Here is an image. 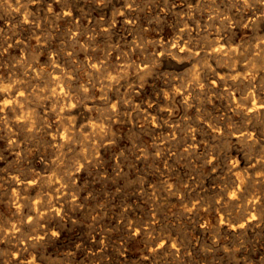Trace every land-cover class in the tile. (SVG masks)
Here are the masks:
<instances>
[{"label": "rangeland", "instance_id": "obj_1", "mask_svg": "<svg viewBox=\"0 0 264 264\" xmlns=\"http://www.w3.org/2000/svg\"><path fill=\"white\" fill-rule=\"evenodd\" d=\"M259 1L0 0V264H264Z\"/></svg>", "mask_w": 264, "mask_h": 264}, {"label": "bare ground", "instance_id": "obj_2", "mask_svg": "<svg viewBox=\"0 0 264 264\" xmlns=\"http://www.w3.org/2000/svg\"><path fill=\"white\" fill-rule=\"evenodd\" d=\"M257 1H258V0H256V2H257ZM260 1H261V0H260ZM260 1H259V2H260ZM261 2H262V1H261ZM239 4H240V3H239ZM263 4H264V3H263ZM251 7H252V6H251ZM12 8H13V6H12ZM7 9H8V8H7ZM10 9H11V8H10ZM15 9H17V8H15ZM18 9H19V8H18ZM255 9H258V6H257V8H255ZM8 10H9V9H8ZM9 11H10V10H9ZM22 11H23V10H22ZM232 11H233V10H232ZM11 12H12V11H11ZM12 13H14V12H12ZM257 13H259V11H258ZM19 14H20V13H19ZM19 14H18V16H20ZM255 14H256V12H255ZM13 15H14V14H13ZM260 15H262V14H260ZM231 16H232V15H231ZM12 17H13V16H12ZM12 17H11V18H12ZM247 17H248V16H247ZM256 17H259V15L256 16ZM256 17H255V18H256ZM240 18H241V17H240ZM249 18H250V15H249ZM251 18H252V16H251ZM255 18H254V19H255ZM12 19H13V18H12ZM12 19H11V20H12ZM229 19H230V18H229ZM263 19H264V18H263ZM9 20H10V19H9ZM222 20H223V19H222ZM224 20H225V19H224ZM250 20H252V19H250ZM257 20H261V19H258V18H257ZM240 21H241V20H240ZM242 21H243V20H242ZM252 21H253V20H252ZM25 22H26V21H25ZM259 22H260V21H259ZM262 22H263V20H262ZM262 22H261V24H262ZM224 23H225V21H224ZM227 23H228V22H227ZM230 23H231V22H230ZM246 23H248V22H246ZM252 23H253V22H252ZM188 24H189V23H188ZM257 24H258V23H257ZM258 25H259V24H258ZM258 25H257V26H258ZM259 26H260V25H259ZM5 27H6V26H5ZM15 27H16V26H15ZM187 27H188V26H187ZM224 28H226V27H224ZM257 28H258V27H257ZM257 28H256V29H257ZM260 28H261V27H260ZM263 28H264V27H263ZM252 29H253V28H252ZM258 30H259V28H258ZM221 31H222V30H221ZM103 32H104V31H103ZM231 32H232V31H231ZM1 33H2V32H1ZM1 33H0V35H1ZM231 34H232V33H231ZM221 36H222V35H221ZM250 36H251V35H250ZM218 37H219V36H218ZM262 37H263V36H262ZM262 37H261V38H262ZM221 40H222V38H220V42H221ZM230 41H231V40H230ZM214 42H215V41H214ZM218 42H219V38H218ZM220 42H219V43H220ZM261 42H262V41H261ZM185 43H186V41H185ZM224 43H225V42H224ZM249 43H250V42H249ZM257 43H258V42H257ZM179 44H180V43H179ZM220 44H221V43H220ZM222 44H223V43H222ZM239 44H240V43H239ZM185 45H186V44H185ZM185 45H184V47H185ZM256 45H257V44H256ZM259 45H260V44H259ZM23 46H24V45H23ZM217 46H218V45H217ZM219 46H220V45H219ZM231 46H235V45L231 44ZM240 46H241V45H240ZM257 46H258V45H257ZM261 46H263V45H261ZM261 46H260V47H261ZM186 48H187V46H186ZM222 48H223V47H222ZM222 48H221V49H222ZM227 48H228V45H227ZM229 48H230V47H229ZM231 48H232V47H231ZM236 48H237V47H236ZM192 49H193V48H192ZM225 49H226V48H225ZM225 49H224V50H225ZM260 49H261V48H260ZM262 49H263V48H262ZM28 50H29V49H28ZM182 50H183V49H182ZM224 50H223V51H224ZM234 50H235V49H234ZM234 50H232V51L234 52ZM178 51H179V50H178ZM188 51H190V50H188ZM192 51H193V50H192ZM212 51H213V50H212ZM223 51H222V52H223ZM252 51H253V50H252ZM216 52H217V51H216ZM224 52H226V51H224ZM227 52L229 53L230 51H227ZM244 52H245V50H244ZM263 52H264V50H263ZM235 53H236V52H235ZM237 53H238V52H237ZM261 53H262V52H261ZM180 54H181V53H180ZM197 54H198V53H197ZM211 54H212V53H211ZM218 54H219V53H218ZM230 54H231V53H230ZM233 54H234V53H233ZM233 54H232V55H233ZM262 54H264V53H262ZM120 55H121V54H120ZM170 55H171V54H170ZM223 55H224V53H223ZM121 56H122V55H121ZM186 56H187V55H186ZM224 56H225V55H224ZM224 56H223V57H224ZM234 56H235V55H234ZM237 56H238V55H237ZM256 56H257V55H256ZM263 56H264V55H263ZM263 56L260 55V57H263ZM182 57H183V56H182ZM220 57H221V56H220ZM220 57H219V58H220ZM227 57H228V56H227ZM230 57H231V56H230ZM260 57H257V58H260ZM58 58H59V57H58ZM184 58H185V57H184ZM221 58H222V57H221ZM233 58H234V57H233ZM237 58H238V57H237ZM239 58H240V57H239ZM263 58H264V57H263ZM263 58H262V59H263ZM223 59H224V58H223ZM223 59H221V60H223ZM228 59H229V57H228ZM230 59H231V58H230ZM216 60H217V59H216ZM191 61H192V60H191ZM229 61H230V60H229ZM237 61H238V60H237ZM244 61H245V60H244ZM41 63H42V62H41ZM244 63H245V62H244ZM96 64H97V63H96ZM260 64H261V63H260ZM56 65H57V64H56ZM94 65H95V64H94ZM98 65H99V64H98ZM98 65H97V66H98ZM38 66H39V65H38ZM35 67H36V66H35ZM94 67H95V66H94ZM126 67H127V65H126ZM126 67L124 66V68H126ZM134 67H135V66H134ZM240 67H241V66H240ZM20 68H21V67H20ZM124 68H123V69H124ZM129 68H130V67H128V69H129ZM136 68H137V67H136ZM143 68H144V67H143ZM147 68H148V67H147ZM254 68L256 69V67H254ZM21 69H22V68H21ZM21 69H20V70H21ZM52 69H53V68H52ZM95 69H97V68H95ZM95 69H93V70H95ZM245 69H246V68H245ZM20 70H19V71H20ZM36 70H37V69H36ZM39 70H40V69H39ZM42 70H43V69H42ZM135 70H137V69H135ZM138 70H140V69H138ZM147 70H148V69H147ZM257 71H258V70H257ZM20 72H21V71H20ZM39 72H40V71H39ZM41 72H42V71H41ZM43 72H44V71H43ZM138 72H139V71H138ZM246 72H247V71H246ZM21 73H22V72H21ZM127 73H128V72H127ZM220 73H221V72H220ZM237 73H238V72H237ZM19 74H20V73H19ZM35 74H36V72H35ZM139 74H140V73H139ZM217 74H218V73H217ZM223 74H224V73H223ZM229 74H230V73H229ZM44 75H45V74H44ZM233 75H234V74H233ZM233 75H231V76H233ZM237 75H238V74H237ZM246 75H247V73H246ZM39 76H40V75H39ZM127 76H128V75H127ZM36 77H37V76H36ZM44 77H45V76H44ZM46 77H47V76H46ZM55 77H57V76H55ZM234 77H235V76H234ZM32 78H33V77H32ZM38 78H39V77H38ZM237 78H238V77H237ZM246 78H247V76H246ZM33 79H34V78H33ZM36 79H37V78H36ZM232 79H233V78H232ZM235 79H236V78H235ZM241 79H242V78H241ZM243 79H244V78H243ZM1 80H2V79H1ZM47 80H48V77H47ZM236 80H238V79H236ZM73 81H74V80H73ZM117 81H118V80H117ZM215 81H216V80H215ZM262 81H263V79H262ZM1 82H2V81H1ZM5 83H6V81H5ZM216 83H217V82H216ZM260 83H261V82H260ZM252 84H253V83H252ZM1 86H3V82H2V85H0V87H1ZM4 86H7V85L4 84ZM251 86H252V85H251ZM7 87L9 88V86H7ZM10 87H11V86H10ZM78 87H79V86H78ZM11 88H12V87H11ZM15 88H17V87H15ZM58 88H59V87H58ZM58 88H56V89H58ZM74 88H75V87H74ZM76 88H77V87H76ZM76 88H75V89H76ZM80 88H81V86H80ZM1 89H2V88H1ZM84 89L87 90L86 88H84ZM88 89H89V88H88ZM189 89H190V88H189ZM53 90H54V89H53ZM67 90H68V89H67ZM16 91H18V90H16ZM50 91H52V90H50ZM56 91H57V90H55V92H56ZM61 91H62V90H61ZM69 91H70V90H69ZM69 91H67V92L70 93ZM249 91H251V90H249ZM254 91H255V90H254ZM254 91H252V92H254ZM9 92H10V91H9ZM82 92H83V91H82ZM86 92H87V91H86ZM3 93H4V91H3ZM10 93H11V92H10ZM10 93H9V94H10ZM50 93H51V92H50ZM52 93H53V92H52ZM250 93H251V92H250ZM0 94L3 95L2 93H0ZM12 94H13V93H11V95H12ZM16 94H17V93H16ZM55 94H56L55 96H57V93H55ZM61 94H62V93H61ZM83 94H85V93H83ZM254 94H255V97H256V93H255V92H254ZM18 95H19V94H18ZM245 95H246V94H245ZM13 96H14V95H13ZM51 96H52V95H51ZM86 96H87V95H86ZM86 96H85V98H86ZM242 96H243V95H242ZM0 97H1V96H0ZM18 97H19V96H18ZM14 98H15V97H14ZM19 98H20V97H19ZM24 98H25V97H24ZM51 98H52V97H50V99H51ZM54 98H55V97H54ZM56 98L59 99L60 96H59V98H58V97H56ZM10 99H11V98H10ZM25 99L27 100V98H25ZM90 99H91V98H90ZM255 99H256V98H255ZM26 100H25V102H26ZM51 100L53 101V99H51ZM61 100H62V99H61ZM61 100H59L60 103H61ZM253 100H254V99H253ZM9 101H10V100H9ZM57 101H58V100H57ZM251 101H252V100H251ZM21 102H22V101H21ZM54 102H55V101H54ZM88 102H89V101H88ZM253 102H255V100H254ZM256 102L258 103V101H256ZM10 103H11V102H10ZM10 103H9V104H10ZM55 103H58V102H55ZM72 103H73V102H72ZM242 103H243V102H242ZM7 104H8V103H7ZM86 104H87V102H86ZM91 104H92V102H91ZM18 105H19V104H18ZM58 105H59V103H58ZM251 105H252V104H251ZM59 106L62 107L61 105H59ZM67 106H68V105H67ZM143 106H144V105H143ZM255 106H256V105H255ZM15 107H17V106H15ZM15 107H14V108H15ZM74 107H75V106H74ZM244 107H245V105H244ZM248 107L250 108V105H249ZM251 107H252V106H251ZM256 107H257V106H256ZM256 107H255V108H256ZM14 108H13V109H14ZM43 108H44V107H43ZM49 108H50V107H49ZM76 108H77V107H76ZM91 108H92V107H91ZM261 108H263V107L261 106ZM18 109H19V108H18ZM18 109L16 110V108H15L16 111H18ZM68 109H69V108H68ZM246 109H247V108H246ZM258 109H259V108H258ZM258 109H257V110H258ZM1 110H2V108H1ZM47 110H48V109H47ZM87 110H88V109H87ZM130 110H131V109H130ZM5 111H6V110H5ZM261 111H263V110H261ZM20 112H21V110H20ZM85 112H86V111H85ZM254 112H255V111H254ZM258 112H259V111H258ZM258 112H257V113H258ZM6 113H8V112H6ZM13 113H14V112H13ZM252 113H253V110H252ZM16 114H17V112H16ZM16 114H15V116H16ZM19 114H20V113H19ZM19 114H18V115H19ZM65 114H66V113H65ZM138 114H139V113H138ZM245 114H246V113H245ZM259 114H260V113H259ZM7 115H9V114H7ZM10 115H11V114H10ZM12 115H13V114H12ZM246 115H247V114H246ZM263 115H264V113H263ZM15 116H14V117H15ZM20 116H21V115H20ZM128 116H129V115H128ZM16 117L19 119L18 116H16ZM23 117H24V116H23ZM41 117H42V116H41ZM44 117H45V116H44ZM88 117H89V116H88ZM230 117H231V116H230ZM20 119H21V118H20ZM20 119H19V120H20ZM22 119H23V118H22ZM127 119H128V118H127ZM8 120H9V119H8ZM10 120H12V119H10ZM128 120H129V119H128ZM262 121H263V119H262ZM157 122H158V121H157ZM13 123H14V122H13ZM16 123H17V122H16ZM16 123H15V125H16ZM65 123H66V122H65ZM128 123H129V122H128ZM263 123H264V122H263ZM11 126H12V125H11ZM23 126H24V125H23ZM154 128H155V127H154ZM218 128H219V127H218ZM94 129H95V128H94ZM175 129H176V128H175ZM99 130H100V129H99ZM94 132H95V131H94ZM71 133H72V132H71ZM96 133H98V132H96ZM175 133H176V132H175ZM93 134H94V133H93ZM98 134H99V133H98ZM190 134H191V133H190ZM251 134H252V133H251ZM74 135H75V134H74ZM95 135H96V134H95ZM168 136H169V135H168ZM177 136H178V135H177ZM187 136H188V135H187ZM232 136H233V135H232ZM249 136H250V135H249ZM106 137H107V136H106ZM226 137H227V136H226ZM245 137H246V136H245ZM66 138H67V137H66ZM71 138H72V137H71ZM172 138H173V137H172ZM214 139H215V138H214ZM225 140H226V139H225ZM61 141H62V140H61ZM195 141H196V140H195ZM59 144H60V143H59ZM187 145H188V144H187ZM191 145H192V144H191ZM188 146H189V145H188ZM193 146H194V145H193ZM184 147H185V146H184ZM187 150H188V149H187ZM189 152H190V151H189ZM171 153H172V152H171ZM165 158H166V157H165ZM213 161H214V160H213ZM165 164H166V163H165ZM13 170H14V169H13ZM236 171H237V170H236ZM13 172H14V171H13ZM17 172H18V171H17ZM13 174H14V173H13ZM11 176H12V175H11ZM13 176H15V174H14ZM8 177H9V176H8ZM18 177H19V175H18ZM18 177L15 176V178H17V179H18ZM70 177H71V176H70ZM161 178H162V177H161ZM11 179H12V178H11ZM11 179H8V180H11ZM235 179H236V178H235ZM24 180H25V179H24ZM51 180H52V179H51ZM238 180H239V179H238ZM252 180H253V179H252ZM11 181H12V180H11ZM25 181H26V180H25ZM28 181H29V180H28ZM28 181H27V182H28ZM188 181H189V180H188ZM9 182H10V181H9ZM14 182H15V181H14ZM14 182H13V183H14ZM22 182H23V181H22ZM52 182H53V181H52ZM52 182L49 183V184L53 186L54 183L52 184ZM10 184L12 185V183H10ZM19 184H21V183H19ZM26 184H27V183H26ZM26 184H25L24 186H26ZM47 184H48V183H47ZM49 184H48V186H50ZM55 184H57V183H55ZM150 184H151V183H150ZM238 184H239V183H238ZM8 185H9V184H8ZM14 185H15V184H14ZM57 185H58V184H57ZM9 186H10V185H9ZM15 186H16V185H15ZM15 186H14V187H15ZM27 186H29V185H27ZM240 186H241V184H240ZM10 187H11V186H10ZM55 187H56V186H55ZM55 187H54L53 189H55ZM57 187H58V186H57ZM16 188H17V187H16ZM18 188H20V187H18ZM25 188H26V187H25ZM30 188H31V187H30ZM50 188H51V187H50ZM173 188H174V187H173ZM20 189H22V188H20ZM20 189H19V192H20ZM10 190H11V189H10ZM16 190H17V189H16ZM24 190H25V189H24ZM8 191H9V190H8ZM165 191H166V190H165ZM232 191H233V190H232ZM13 192H14V191H13ZM52 192H53V191H52ZM21 194H22V192H21ZM170 194H171V193H170ZM227 194H228V193H227ZM49 195H50V194H49ZM11 196H12V195H11ZM27 196H28V195H27ZM61 196H62V195H61ZM63 196H64V194H63ZM64 197H65V196H64ZM25 198H26V196L24 197V200H25ZM54 198H55V197H54ZM61 198H62V197H61ZM11 199H12V197L10 198V200H11ZM13 199H14V198H13ZM28 199H29V197H28ZM64 199H65V198H64ZM64 199H63V200H64ZM14 200H15V199H14ZM16 200H17V196H16ZM51 200L53 201V199H51ZM17 201H19V199H18ZM17 201H16V202H17ZM20 201H21V199H20ZM20 201H19V202H20ZM36 201H38V200H36ZM12 202H13V200H12ZM16 202H14V203H16ZM21 202H22V201H21ZM28 202H29V201H28ZM72 202H73V201H72ZM76 202H77V201H76ZM238 202H239V201H238ZM6 203H8V202H6ZM29 203H30V202H29ZM39 203H40V202H39ZM39 203H38V206H39ZM42 203H43V202H42ZM12 204H13V203H12ZM17 204H18V203H17ZM26 204H27V203H26ZM34 204H35V203H34ZM34 204H33V205H34ZM61 204H62V203H61ZM67 204L69 205L70 203H67ZM18 205H19V204H18ZM30 205H31V203H30ZM42 205H43V204H42ZM46 205H47V204H46ZM72 205H73V204H72ZM217 205H218V204H217ZM16 206H17V205H16ZM34 206H35V205H34ZM36 206H37V205H36ZM63 206H64V205H63ZM231 206H232V205H231ZM262 206H263V205H262ZM20 207H21V205H20ZM39 207H40V206H39ZM255 207H256V206H255ZM18 208H19V207H17V209H18ZM32 208H33V206H32ZM34 208H35V207H34ZM40 208H41V207H40ZM44 208H45V207H44ZM46 208H47V207H46ZM48 208H49V206H48ZM56 208H57V207H56ZM56 208H55V210H53V208H52V213H53V211H56ZM29 209H30V208H29ZM57 209H58V208H57ZM62 209H63V208H62ZM12 210H13V209H12ZM41 210H42V209H41ZM46 210H47V209H46ZM210 210H211V209H210ZM30 211H31V210H30ZM33 211H34V210H33ZM50 211H51V210H50ZM50 211H49V212H50ZM59 211H61V210H59ZM59 211H58V212H59ZM58 212H57V213H58ZM15 213H16V212H15ZM17 213H18V212H17ZM17 213H16V214H17ZM37 213H38V212H37ZM55 213H56V212H55ZM30 214H31V212H30ZM30 214H29V215H30ZM49 214H50V213H49ZM2 215H3V214H2ZM18 215H19V214H18ZM247 215H248V214H247ZM56 216H57V215H56ZM0 217L2 218L1 214H0ZM3 217H4V216H3ZM20 217H21V216H20ZM27 217H28V216H27ZM37 217H38V216H37ZM37 217H36V218H37ZM41 217H42V216H41ZM57 217H58V216H57ZM5 218H7V217H5ZM58 218H59V217H58ZM251 218H252V217H251ZM32 219H33V218H32ZM5 220H7V222H8L9 218H8V219H5ZM5 220H4V221H5ZM14 220H15V219H14ZM30 220H31V219H30ZM30 220H29V221H30ZM37 220H38V218H37ZM26 221H27V220H26ZM219 221H220V220H219ZM242 221H243V220H242ZM247 221H248V220H247ZM251 222H253V221H251ZM254 222H255V221H254ZM36 223H37V222H36ZM245 223H247V222H245ZM245 223H242V224L244 225ZM27 224H28V223H27ZM30 224H31V223H30ZM232 224H233V223H232ZM5 225H6V224H5ZM11 225H12V224H11ZM22 225H23V224H22ZM35 226H36V225H35ZM86 226H87V225H86ZM149 226H150V225H149ZM12 227H13V226H12ZM29 227H30V226H29ZM230 227H231V226H230ZM247 227H248V224H247ZM21 228H22V227H21ZM23 228H24V227H23ZM231 228H232V227H231ZM242 228H243V227H242ZM15 229H17V228H15ZM24 229H25V228H24ZM40 229H41V228H40ZM0 230H1V229H0ZM2 230H4V229H2ZM235 230H236V228H235ZM241 230H243V229H241ZM244 230H245V229H244ZM5 231H6V230H5ZM17 231H18V230H17ZM19 231H20V230H19ZM25 231H26V230H25ZM41 231H42V229H41ZM140 231H141V230H140ZM144 231H145V230H144ZM239 231H240V230H239ZM247 231H248V230H247ZM3 232H4V231H3ZM14 232H15V230H14ZM5 233H6V232H5ZM5 233H4V234H5ZM20 233H21V232H20ZM20 233H19V235H20ZM140 233H141V232H140ZM145 233H147V232H145ZM0 234H1V232H0ZM15 234H17V233H15ZM246 234H247V233H246ZM29 235H32V234H29ZM34 235H35V234H34ZM37 235H38V234H37ZM39 235H40V233H39ZM136 235H137V234H136ZM20 236H21V235H20ZM20 236H19V237H20ZM23 236L25 237V235H23ZM41 236H42V234H41ZM15 237H16V236H15ZM17 237H18V236H17ZM30 237H31V236H30ZM35 237H36V236H35ZM44 237H45V236H44ZM12 238H13V237H12ZM39 238H40V237H39ZM19 239H20V238H18V240H19ZM24 239H25V238H24ZM24 239H23V240H24ZM37 239H38V238H37ZM41 239H42V238H41ZM15 240H17V239H15ZM20 240H21V239H20ZM31 240H32V238H31ZM35 240H36V238H35ZM38 240H39V239H38ZM26 241H27V240H26ZM24 242H25V240H24ZM33 242H35V241H33ZM36 242H37V240H36ZM145 242H149V241H145ZM162 242H163V241H162ZM19 243L21 244V242H18V244H19ZM29 243H30V242H29ZM31 243H32V241H31ZM32 244H33V243H32ZM35 244H36V243H35ZM148 244H149V243H148ZM148 244H147V245H148ZM150 244H151V243H150ZM28 245H29V244H28ZM18 246H19V245H18ZM23 246H24V245H23ZM26 247H27V246H26ZM34 247H35V245H34ZM159 247H160V246H159ZM165 247H166V246H165ZM18 248H19V247H18ZM157 248H158V247H157ZM160 248H161V247H160ZM166 248H167V247H166ZM173 248H174V247H173ZM176 248H177V247H176ZM28 249H31V248H28ZM152 249H153V248H151V250H152ZM20 250H21V249H20ZM35 250H36V249H35ZM154 250H155V249H154ZM159 250H160V249H159ZM176 250H177V249H176ZM24 251H25V250H24ZM24 251H23V252H24ZM27 251H28V250H27ZM157 251H158V250H157ZM19 252H20V251H19ZM35 252H36V251H35ZM159 252H160V251H159ZM31 254H32V253H31ZM34 255H35V254H34ZM32 256H33V255H32ZM149 256H150V255H149ZM20 262H21V261H20ZM31 262H32V261H31ZM39 264H42V263H39Z\"/></svg>", "mask_w": 264, "mask_h": 264}]
</instances>
